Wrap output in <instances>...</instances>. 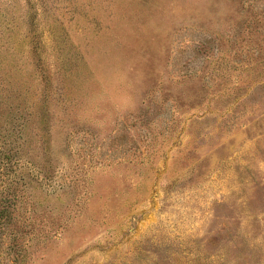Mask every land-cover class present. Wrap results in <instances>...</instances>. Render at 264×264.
Segmentation results:
<instances>
[{
	"label": "rangeland",
	"instance_id": "rangeland-1",
	"mask_svg": "<svg viewBox=\"0 0 264 264\" xmlns=\"http://www.w3.org/2000/svg\"><path fill=\"white\" fill-rule=\"evenodd\" d=\"M0 152V264H264V0H0Z\"/></svg>",
	"mask_w": 264,
	"mask_h": 264
},
{
	"label": "trees",
	"instance_id": "trees-1",
	"mask_svg": "<svg viewBox=\"0 0 264 264\" xmlns=\"http://www.w3.org/2000/svg\"><path fill=\"white\" fill-rule=\"evenodd\" d=\"M15 119H16V121H18V120L20 119V117H17V118H15ZM19 123H20V122H19ZM19 123H18V124H19ZM20 126H21L20 124H19V125H17V127H20ZM3 138H4V137H3ZM0 154H1V155H3V153H2V152H0Z\"/></svg>",
	"mask_w": 264,
	"mask_h": 264
}]
</instances>
